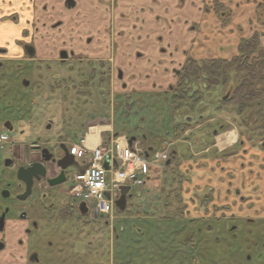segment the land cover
<instances>
[{
	"label": "flooded vegetation",
	"instance_id": "obj_1",
	"mask_svg": "<svg viewBox=\"0 0 264 264\" xmlns=\"http://www.w3.org/2000/svg\"><path fill=\"white\" fill-rule=\"evenodd\" d=\"M78 1L83 0H0V264H114L108 245L95 242V237L107 230L114 237L116 231L115 214L100 213L93 202L74 196L73 176L78 168L73 164L81 162L67 156L61 164H72L65 169L59 165L67 151L71 154L80 122L71 119L60 127L51 118H38L40 132L32 142L22 144L15 138L25 132L18 130L22 119L1 118L4 106H12L22 90L41 91L42 73L66 63L72 69L77 63L93 67L100 62L111 86L118 88L114 94L128 98L131 92L122 85L128 84L127 70L137 68L131 59H145L155 52L171 76L166 89L189 90L193 84L183 81L188 64L196 62V70L206 69L204 63L225 59L218 55L220 51L207 55L203 49L226 38V21H234L233 13L264 10L258 0H84L89 10L85 12ZM105 1L110 3L109 28L106 38L97 39L104 21L101 12L94 11L104 8ZM251 22L242 29L234 26L237 41L231 57L239 62L250 52L246 42L258 33ZM131 75L139 82L136 72ZM57 126L49 137V130ZM188 130L175 141L187 136ZM239 134L238 143L244 145L243 133ZM175 146L176 142L167 165L177 157ZM56 179L62 181L52 184ZM246 245L255 248L253 254L229 258L228 264H264V239L261 245L256 239L246 240ZM191 251L187 263L204 264L200 250Z\"/></svg>",
	"mask_w": 264,
	"mask_h": 264
},
{
	"label": "rangeland",
	"instance_id": "obj_2",
	"mask_svg": "<svg viewBox=\"0 0 264 264\" xmlns=\"http://www.w3.org/2000/svg\"><path fill=\"white\" fill-rule=\"evenodd\" d=\"M105 2L101 3H105L101 5L104 8L94 11L101 12L104 21L97 39L106 38L109 28L110 3ZM257 3L264 6V0ZM78 6L89 12L86 1ZM262 11L236 10L234 21H226V38L210 42L203 50L207 55L220 51V57L231 60L237 41L234 26L242 29L251 20L260 37L257 51H264V21L258 15ZM213 23H207L211 29ZM105 51L109 54L108 49ZM70 68L66 63L54 66L53 72L42 73L41 91H20L12 106L2 108L1 118L22 119L18 130L23 128L25 132L15 136L22 144L32 142L40 132L38 118H51L61 123L60 127H66L71 119L80 122L74 130L75 143L81 136L103 143L114 133L135 137L142 147H153L149 153L151 178L144 187L132 186L125 211L114 210V237L108 230L95 237V242L108 245L114 264H188L192 248L196 253L200 250L204 264H228L229 258L243 259L253 254L255 248L247 246L246 240L256 239L261 245L264 239V218L260 217L264 216V95L258 109L255 104L242 113L237 108H219L221 98L232 87L244 78L251 80L247 71H236L232 66L227 72V85L191 86V90H200V98L189 99L183 108L173 110L170 89L130 90L128 84L122 85L124 91L131 92L124 99L114 94L118 88L111 86L100 62L93 67L77 63ZM252 81L264 87V68L252 76ZM188 118L193 120L189 134L173 141L177 151L173 163L153 162L154 155L164 150L160 144L172 141L174 127ZM198 124L201 127L197 128ZM57 128L49 130V137ZM238 131L243 133L244 145L238 143ZM228 133L234 135L233 141H219ZM167 150L170 153V147Z\"/></svg>",
	"mask_w": 264,
	"mask_h": 264
},
{
	"label": "built area",
	"instance_id": "obj_3",
	"mask_svg": "<svg viewBox=\"0 0 264 264\" xmlns=\"http://www.w3.org/2000/svg\"><path fill=\"white\" fill-rule=\"evenodd\" d=\"M70 152L77 159L83 160L81 165L88 164L83 172L77 171L73 176L74 196L93 202L100 213L109 216L114 215L120 186L141 187L150 175L148 151L139 141L130 145L129 139L124 135H113L104 143L81 136L71 146ZM106 156H110L109 169L105 167ZM168 156V150L157 152L153 162L166 161ZM114 162H117V167ZM107 193L110 194L109 198Z\"/></svg>",
	"mask_w": 264,
	"mask_h": 264
},
{
	"label": "trees",
	"instance_id": "obj_4",
	"mask_svg": "<svg viewBox=\"0 0 264 264\" xmlns=\"http://www.w3.org/2000/svg\"><path fill=\"white\" fill-rule=\"evenodd\" d=\"M262 16L264 21V10L259 13V17L261 18ZM258 35L259 34L257 33V36H255L251 41L246 42L245 46L247 49H250V52L248 51L247 54L242 56L240 62L236 57H232L231 60H211L209 63H204L206 69L198 66L197 70V63L191 62L185 69L183 81L186 82L185 80H187L190 86L191 84L197 86L200 83H206V87L208 88L220 83L227 85V72L232 66H235L236 71H247V73L251 76V80L248 81L244 78L239 82V84L232 87L231 90L227 92V97L221 98L222 103L219 108H237V111L242 113L246 108H250V105L255 104L258 109L261 105L260 99L264 95V87L259 86L255 83V81H252V76L256 77L257 73L264 68V51H257L260 47ZM191 93H193V95H191ZM198 94H200L199 89L191 90L190 88L189 90H175L171 94L169 105L173 110H178L183 108L189 99L195 98L198 100L200 98ZM257 102L258 104H256ZM247 116L248 115H246V118ZM246 122L247 120L244 123ZM190 127L191 123L186 121L183 124L176 125V127H174L175 129L172 141H175L182 136V134L190 129ZM160 148H165L164 142L160 144ZM173 161L174 160H172L168 165H171ZM150 178L151 176L149 175L147 180ZM144 185L142 187H144ZM116 210L121 212L118 208H116Z\"/></svg>",
	"mask_w": 264,
	"mask_h": 264
},
{
	"label": "crops",
	"instance_id": "obj_5",
	"mask_svg": "<svg viewBox=\"0 0 264 264\" xmlns=\"http://www.w3.org/2000/svg\"><path fill=\"white\" fill-rule=\"evenodd\" d=\"M149 56V57H147ZM145 59H140V60H136L135 58H130L132 63L134 65H137V68H135L133 70V68L131 69H128L127 71V81H128V84L130 86V90H144V91H147V90H150V89H153V88H156V90H161L163 91L164 89H166V84L168 82L171 81V76L170 74L168 73V71L166 70V66H163L161 67L160 64H159V56L157 55V53L155 52L152 56L147 55ZM136 72L138 76L137 79L139 80L138 81H135V79L132 77V73ZM162 84L164 85V87H154V84ZM113 128V127H112ZM113 134L110 135L113 136ZM230 140L228 139L227 135L225 136V138H222L221 141L222 143H225V142H231L233 141L234 139V135L231 133L230 134ZM109 137V138H110ZM91 140H94L98 143H101L100 141H97L96 138H89ZM166 142V143H165ZM220 143V142H219ZM168 144L170 146V144L172 146H170L171 148L173 147L174 145V142L173 141H164V145H165V148L168 147ZM151 147V146H149ZM153 150V147L152 149Z\"/></svg>",
	"mask_w": 264,
	"mask_h": 264
},
{
	"label": "water",
	"instance_id": "obj_6",
	"mask_svg": "<svg viewBox=\"0 0 264 264\" xmlns=\"http://www.w3.org/2000/svg\"><path fill=\"white\" fill-rule=\"evenodd\" d=\"M135 140V137H132L130 138L129 140V144L132 145V142ZM67 156H72L74 157L72 154L69 153V151L66 152V156H64L61 160H59V165L62 166V168H66L68 167V165L72 164V163H69V164H65V165H62L61 164V161H63L65 159V157ZM109 163H110V156H106V160H105V167L107 169H109ZM115 163V166L117 167V162H114ZM73 165L77 166V170L79 172H83L88 164H84V165H80L78 163H74ZM59 181H62V180H55L54 182H52V184H56V183H59ZM131 186L130 185H121L120 188H119V196L118 198L115 200V205L116 207L119 209V210H125L126 206H127V199H128V196H129V193L131 191ZM106 196L109 198L110 197V194L107 193ZM84 203H82L83 205Z\"/></svg>",
	"mask_w": 264,
	"mask_h": 264
},
{
	"label": "bare ground",
	"instance_id": "obj_7",
	"mask_svg": "<svg viewBox=\"0 0 264 264\" xmlns=\"http://www.w3.org/2000/svg\"><path fill=\"white\" fill-rule=\"evenodd\" d=\"M230 134H231V133H228V134H227V137H228L229 140H230V136H231Z\"/></svg>",
	"mask_w": 264,
	"mask_h": 264
}]
</instances>
